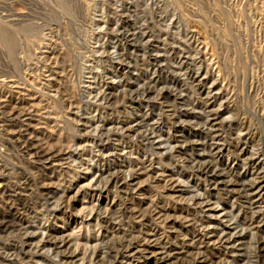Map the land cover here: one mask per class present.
<instances>
[{
    "label": "rangeland",
    "instance_id": "1",
    "mask_svg": "<svg viewBox=\"0 0 264 264\" xmlns=\"http://www.w3.org/2000/svg\"><path fill=\"white\" fill-rule=\"evenodd\" d=\"M0 264H264V0H0Z\"/></svg>",
    "mask_w": 264,
    "mask_h": 264
}]
</instances>
